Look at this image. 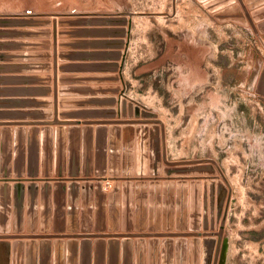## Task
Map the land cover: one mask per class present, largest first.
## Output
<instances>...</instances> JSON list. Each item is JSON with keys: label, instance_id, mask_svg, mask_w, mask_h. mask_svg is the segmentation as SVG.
Here are the masks:
<instances>
[{"label": "rangeland", "instance_id": "rangeland-1", "mask_svg": "<svg viewBox=\"0 0 264 264\" xmlns=\"http://www.w3.org/2000/svg\"><path fill=\"white\" fill-rule=\"evenodd\" d=\"M121 14L130 18L127 34L105 32L124 26L104 25L99 20ZM0 15L47 17L49 23L38 26L47 27V36L52 35L54 55L57 42L53 39L51 20L60 15L67 17L68 21L57 24L61 29L56 33L62 38L77 32L81 40L79 47H83L78 52L82 56L78 64L80 70L110 72L108 80L104 79L109 85L80 88L103 91L109 96L78 98L74 102L78 104L75 110L64 108L67 106L63 103L69 99L58 98L53 73V98L48 100L52 109L14 114L15 118L29 120L9 121L26 123L9 125L25 130H41L45 123L51 136L56 128L64 129L68 136V128L75 124L66 121L79 120L77 143L46 144V158H50L51 163L55 151L60 152L59 159H67L69 151L77 154V174L31 176L24 173L7 177L10 183L19 180L25 184L30 181L101 184L105 200L97 198L96 192L88 191V200H83L88 203L79 201L76 230L61 233L128 232L137 241V232H192V220H196L193 214H197L198 208L190 199L197 198V181L208 183L211 177L220 179L217 172L205 177L166 175L164 168L179 165L167 164L159 156L160 123H130V120L143 118L129 115L128 107L125 115L119 113V100L126 98L127 102L150 110L154 114L150 119L163 123L167 162L211 158L221 168L232 197L223 227V236L228 242L224 264H264V95L256 91L264 68V0H0ZM84 19L86 21H79ZM35 25H8L2 29L9 34L0 38L19 36L28 32L20 27ZM7 42H1L0 48L9 44ZM58 45L63 47L64 41ZM59 55L67 57L64 53ZM52 61L53 70L68 66L57 65L55 59ZM109 110L117 113L109 116L105 113ZM55 119L59 123H54ZM97 129H105V150L103 143L97 140V134L102 131L97 132ZM84 131L88 132V137L83 141ZM41 135L40 131V138ZM104 158L107 170L98 174ZM157 161L160 162L159 171L154 174L151 169ZM137 170L143 172L137 173ZM137 183L145 184L141 189H146L148 195L146 206L137 207ZM115 184L117 188L113 190ZM183 196L187 203L184 207L179 200ZM156 197L158 201L153 200ZM0 209L3 208L0 206ZM137 210L143 211L144 221L137 222ZM181 212L185 215L184 225L177 221ZM166 217L170 220L166 221ZM213 217V227L210 228L209 223L208 231L219 228L216 209ZM9 218L12 220L11 215ZM13 226L11 222L6 232L60 233L40 228L33 232L25 227L16 230ZM198 230L203 232L201 227ZM163 237L159 235L158 240ZM171 238L176 240V236ZM41 239L24 237L21 241L37 243ZM76 239L80 241L81 237ZM66 240L67 237L62 239ZM145 240L148 241L149 236H145ZM189 240L190 237H184V241ZM158 248L161 250L160 244ZM133 252L132 264H137L136 246ZM193 252L189 244L187 264H198ZM62 257V264H66L65 255Z\"/></svg>", "mask_w": 264, "mask_h": 264}, {"label": "water", "instance_id": "water-1", "mask_svg": "<svg viewBox=\"0 0 264 264\" xmlns=\"http://www.w3.org/2000/svg\"><path fill=\"white\" fill-rule=\"evenodd\" d=\"M63 21L68 20L67 17L61 15L51 20L54 40L57 24H61ZM69 21L72 22L71 19ZM79 21L84 22L86 20ZM99 21H102L104 25L124 26L119 30H104L108 33H120L122 36L127 34L130 27V18H128L127 14L107 16ZM48 23L47 17L43 16L27 15L15 17L0 15V37L9 34L8 30L2 29L8 25H47ZM125 25H127V28H125ZM256 91L264 95V68L260 72ZM119 104V113L121 115H125L126 107H128L129 115L143 118L130 120V123L152 121L160 123L157 147L159 148V156L167 164L179 165L164 168L163 170L166 175H181L184 177L197 174L205 177L207 174L218 173L219 180L211 177L208 183L197 181V198L195 200V196H192L190 199L194 201V205L196 204L198 208L197 214H193L196 220L188 214V217L193 219L191 228H194L193 230L195 231L181 230L177 234H172L171 232H137V241H134L131 238L133 235L128 232H101L97 234L88 232L84 234L61 233L64 230H76L79 201L83 202V204L88 203L87 201H83L88 200V191L96 192L97 198H101L102 201L105 200L106 196L101 184L99 182L95 184L82 183L81 185L77 182H43L39 184L34 181L25 184L19 180L10 183L7 177L11 174L20 176L24 173L31 176H35L38 173L42 175L51 173L64 174L66 172L68 174H77L79 172L77 154L69 151L67 159H59L57 155L60 152L55 151L54 161L51 163L50 158H46V144L77 143V124L79 120L66 121L69 124H75L74 127L70 126L68 128V136L64 134V129L62 128H56L55 134L51 136V130L44 126L46 125L45 123H42L43 127L41 130L38 128L25 130L21 127H9V125L26 124L24 122H0V176L2 177V180H0V206L3 208L0 209V231H3L0 233V264H62V255H65L66 264H132L134 255L133 246L137 247V264H145L146 260H148V264H184L186 242L184 241V237L186 236L190 237L188 244L194 249V261L197 260L198 264H224L228 242L227 238L223 236V227L227 217L231 188L221 168L211 158L167 162L165 158L163 123L158 119H150L154 114L140 104H134L132 101L127 102L126 98L120 99ZM105 113L109 116H114L117 112L109 110ZM2 115L4 113L0 112V116ZM53 122L59 123L57 119ZM82 123L86 124V122ZM40 131L42 132L41 138L39 136ZM86 131H84L82 137L83 141L88 137L86 136V133H88ZM99 131H102V129H97V132ZM104 131L101 134H97V140L103 143V149L105 150L107 137ZM32 144H34L33 147ZM155 152H158V150ZM159 163L157 161L151 169L154 174L159 171ZM52 165H54L53 169ZM106 170L107 164L104 158L103 168L97 170L96 173L104 174ZM81 172L87 173L83 170ZM142 172L143 170H137V173ZM141 187H145V184L137 183V207L146 206L148 201V195L145 193L146 189H141ZM116 188L117 185L115 184L113 190ZM157 198L153 200L158 201ZM179 200L183 207V204L187 205L184 202V196ZM149 201H152V199ZM11 205L13 206L12 211ZM169 205H172V201H170ZM215 209L219 228L217 231H208L209 223L210 228L213 227V212ZM142 214V210L140 212L137 210V222L144 221ZM10 215L12 216V220L9 218ZM184 218L185 215L181 212L177 221L184 225ZM166 219V221L170 220L168 217ZM11 222L14 225L13 229L16 230H22L25 227L27 231L33 232L37 228H40L41 230L53 229L54 231H60V233L40 235L10 234L6 231L10 229ZM188 225L189 222H187ZM200 227L203 229V232L198 230ZM159 235L164 236L161 241L158 240ZM145 236H149L148 241L145 240ZM173 236H176V240L171 238ZM24 237L29 240L36 237L42 239L37 243L22 242L21 239ZM66 237L68 240L63 242L62 239ZM77 237H81V240L78 241ZM90 237H96V239L92 241ZM105 237H108V240ZM119 237L121 238L118 239ZM10 238L14 239V241H10ZM159 244L161 250L158 248ZM63 247L66 249L64 253Z\"/></svg>", "mask_w": 264, "mask_h": 264}, {"label": "crops", "instance_id": "crops-1", "mask_svg": "<svg viewBox=\"0 0 264 264\" xmlns=\"http://www.w3.org/2000/svg\"><path fill=\"white\" fill-rule=\"evenodd\" d=\"M40 13L38 12L37 14ZM43 13L52 14L56 12ZM50 27L48 28L50 29ZM20 28L28 32L10 38H0V42L8 41L7 43H9L5 47L0 48V112L4 113V115L0 116V122L29 120L26 117L20 119L16 116L15 118L14 114L52 109V105L48 100L53 98V73L55 74L58 98L69 99V102L65 101L63 103L64 106H67L64 108L77 109L78 104L74 102L78 98H104L109 96L103 91L96 92L93 89H80L83 86L92 88L100 84L109 85V81L104 79L110 72L90 70L84 72L80 70L78 64L82 61V56L78 52L83 50L81 49L83 47H79L81 45L78 42L81 40L78 38L77 32H72L68 37L62 38L56 33L55 41L57 45L54 55L52 35L47 36V27L35 25ZM69 28L75 31L73 27ZM60 29V27H57V30ZM61 41H64L63 47L58 45V42ZM86 47L90 46L87 45ZM60 53H64L67 57L64 56L65 58H62L59 55ZM53 59H55L57 65L68 64V66L62 68V71L58 68L53 70ZM58 108L60 107L58 106ZM102 108L109 107L103 106ZM13 126L11 125V127ZM188 253L189 244L185 242L184 262L186 264L188 263ZM145 264H148V260H146Z\"/></svg>", "mask_w": 264, "mask_h": 264}, {"label": "built area", "instance_id": "built-area-1", "mask_svg": "<svg viewBox=\"0 0 264 264\" xmlns=\"http://www.w3.org/2000/svg\"><path fill=\"white\" fill-rule=\"evenodd\" d=\"M107 183V182H106ZM108 185V184H107ZM107 185L105 184V187H107Z\"/></svg>", "mask_w": 264, "mask_h": 264}]
</instances>
